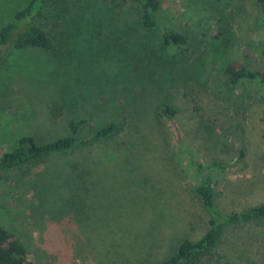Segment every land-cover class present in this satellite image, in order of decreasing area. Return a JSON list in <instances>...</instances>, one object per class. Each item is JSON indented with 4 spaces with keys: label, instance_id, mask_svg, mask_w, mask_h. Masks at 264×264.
Listing matches in <instances>:
<instances>
[{
    "label": "rangeland",
    "instance_id": "obj_1",
    "mask_svg": "<svg viewBox=\"0 0 264 264\" xmlns=\"http://www.w3.org/2000/svg\"><path fill=\"white\" fill-rule=\"evenodd\" d=\"M28 2L0 0V27ZM67 2L83 10L66 16L65 49L9 50L0 65V157L22 136L37 144L64 136L72 118L88 120L85 137L112 121H123L124 131L83 153L0 169V224L31 260L146 264L168 257L184 239H200L212 214L193 194L197 163L222 164L211 171L220 219L264 203V83L230 85L222 74L224 62L264 74L257 0H160L155 30L129 29L117 47L107 37L133 27L134 9L106 11L119 0ZM165 28L187 38L185 63L152 83L123 70L131 52L121 51V42L157 39ZM163 103L177 109L171 121L155 110ZM74 161L89 173L69 174ZM205 264H264V220L228 226Z\"/></svg>",
    "mask_w": 264,
    "mask_h": 264
},
{
    "label": "trees",
    "instance_id": "obj_2",
    "mask_svg": "<svg viewBox=\"0 0 264 264\" xmlns=\"http://www.w3.org/2000/svg\"><path fill=\"white\" fill-rule=\"evenodd\" d=\"M119 1L121 2L115 3L113 7L106 6V11L113 13L114 7L120 9L128 5L130 9H134L137 19L133 27L127 26L129 28L123 30V35L116 36L115 32H111L112 37H107L108 43L111 42L117 47L119 39H123L126 32H130L129 29L134 33L138 30L150 32L158 26L160 0ZM257 4L264 13V0H257ZM71 5L67 0H29L25 7L16 10L11 20L0 27V65L5 61L9 50L39 49L58 55L63 48L65 49L66 41L69 42L62 29L66 16H69L73 9L77 14L80 13L78 10H83L75 8V4ZM126 39L120 44L121 51L123 48L127 49L131 52V57L126 61L125 69H122L145 75L147 83L166 78L163 73L168 72V68L173 70L177 62L185 58L184 53H187L189 47L187 38L171 28H165L161 36L153 40L142 35L136 36L135 39L131 35ZM128 44H133L134 49H130ZM184 63L185 60H182L180 65ZM203 65V59L199 58L196 64L199 73L203 70ZM222 74L230 85H235L243 79H259L264 83L263 73L250 70L239 62H224ZM155 110L168 121H171L177 112L176 107L164 103ZM87 124V119L72 118L67 123L65 135L47 143L37 144L32 137H20L15 148L1 155L0 169L13 170L19 167L29 169L47 158L67 155L75 150L83 153L96 144L112 140L124 131L123 121H112L98 127H90L88 136L85 137L84 129ZM197 167L201 179L193 189V194L201 206L212 214L207 223V230L198 240L180 241L168 257L146 264H205L214 258L228 226L264 220V203L249 207L239 214L234 213L227 219H220L221 216L214 211V184L211 171L215 168L221 169L222 164L214 160L205 167L197 163ZM94 170L92 166L91 173ZM68 173L81 178L87 175L89 170L85 163L74 161L68 165ZM0 264H37L29 257L27 247L1 224Z\"/></svg>",
    "mask_w": 264,
    "mask_h": 264
}]
</instances>
